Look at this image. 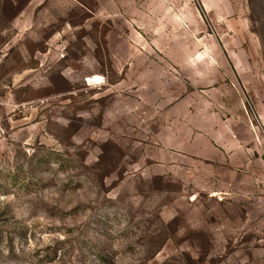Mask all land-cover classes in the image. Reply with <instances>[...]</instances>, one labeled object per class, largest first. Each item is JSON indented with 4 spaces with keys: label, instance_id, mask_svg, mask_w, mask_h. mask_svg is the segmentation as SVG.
Instances as JSON below:
<instances>
[{
    "label": "rangeland",
    "instance_id": "1",
    "mask_svg": "<svg viewBox=\"0 0 264 264\" xmlns=\"http://www.w3.org/2000/svg\"><path fill=\"white\" fill-rule=\"evenodd\" d=\"M0 264H264V0H0Z\"/></svg>",
    "mask_w": 264,
    "mask_h": 264
},
{
    "label": "bare ground",
    "instance_id": "2",
    "mask_svg": "<svg viewBox=\"0 0 264 264\" xmlns=\"http://www.w3.org/2000/svg\"><path fill=\"white\" fill-rule=\"evenodd\" d=\"M102 78L103 77H101L100 75H94L93 78H92V80H93V82L95 81V83L98 84V83H101L102 82Z\"/></svg>",
    "mask_w": 264,
    "mask_h": 264
}]
</instances>
